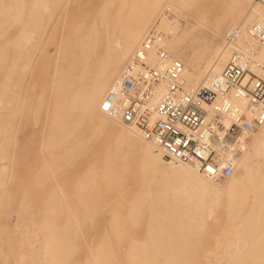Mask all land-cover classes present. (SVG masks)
I'll return each mask as SVG.
<instances>
[{"label": "rangeland", "instance_id": "obj_1", "mask_svg": "<svg viewBox=\"0 0 264 264\" xmlns=\"http://www.w3.org/2000/svg\"><path fill=\"white\" fill-rule=\"evenodd\" d=\"M143 1L70 0L69 14L64 22L58 17L55 20L46 18V26L39 35V47L31 50L27 81L31 80L32 90L25 94V102L13 118L12 127L8 126L5 116L8 111L1 96L5 53H13L12 47L8 50L5 43L12 36L13 40L19 36L21 26L31 18L36 0H18L15 7L0 14V20H5L0 23V264H262L264 261L261 258L263 248L254 242V237H248L247 242L244 238L237 240L236 233L246 234L247 231L237 232L239 228L229 224L223 208L212 213L210 223L201 231L192 225L190 232H181L178 236L183 237V241H161L164 235H158L156 226L150 225L149 201L138 203L135 197L146 190L153 195L161 191L178 201L184 210L189 207L190 219L199 212L196 194L184 188L173 174L172 164L157 162L155 169L143 167L144 147L150 141L141 134L139 137L125 130L126 139L117 149L115 139L124 125L112 118H108L105 127H99L95 115L80 119L74 113L67 120L74 127L72 133L64 137L61 147L49 148L53 141L63 137L46 117L50 98L39 107L38 97L29 94L40 93L42 87L46 89L55 69L59 70L58 76L65 73L61 68L68 51L72 49L80 55L76 26L83 23L87 32L96 23L99 49L81 84L88 89L112 30L111 22L108 26L101 22L100 8L109 4V17L116 16L113 19L115 35L120 36L122 28L134 17ZM168 2L163 1L145 31L161 9L170 4ZM228 2L193 0L190 9L182 12L189 14L170 18L169 24L172 27L174 23L175 34L188 24L197 26V31L207 30L200 20L202 14L207 13L209 20L204 22L209 24L225 14ZM256 4L264 6L263 0H248L246 8ZM165 9L170 12L168 7ZM164 21L163 27L168 26ZM230 22L224 26L222 37ZM216 41L221 44L223 40L217 36ZM169 49L167 47L166 51ZM129 58L130 55L119 70L127 65ZM96 109L99 110V103ZM70 147L76 148L69 154L72 157L55 162L60 155L64 158ZM235 175L240 176L241 169L236 170ZM231 177L223 179L222 185ZM207 181L210 187L216 184ZM249 229L257 233L256 228ZM170 251L173 252L169 254Z\"/></svg>", "mask_w": 264, "mask_h": 264}, {"label": "bare ground", "instance_id": "obj_2", "mask_svg": "<svg viewBox=\"0 0 264 264\" xmlns=\"http://www.w3.org/2000/svg\"><path fill=\"white\" fill-rule=\"evenodd\" d=\"M17 1L0 0V14L5 10L15 7ZM51 1L52 3H50V0H36L34 10L30 14L31 18L26 23H23L19 36L15 40L12 39L13 36H10L12 41L8 40L5 43L7 49H10V47L13 49V51L11 49L12 54H9L10 52L5 53L6 68L4 69V84L1 93L4 99V108L8 111L5 116L8 119L9 127L14 125L13 118H16L25 102V94L32 90L31 80L27 81L31 50H37L39 47L41 40V36L39 35L46 26L44 24L45 19L49 17L55 20L58 17V20L64 22L68 17L70 0H65L64 4H60L62 0ZM163 1L144 0L141 8L134 14V17L122 28L120 36L115 35L116 26L113 24V19L116 16L109 17V4H105L100 8L101 22L107 26L111 22L110 26L112 30L109 33L110 36L92 77L91 84L86 90L81 84L89 72L92 58H95L97 55L100 35L96 23H93L87 32L84 31L83 23L76 26V32L79 34L78 43L81 46L80 55L78 54L79 56H77L75 51L72 49L68 51L67 49V56L64 58L61 68V72L65 71V73L58 76L59 70L55 69L53 77L50 80V85L46 86V89L42 87L40 93L36 95L29 94V96L34 95L33 97H38L39 107H42L45 99L50 98L46 105V117L52 120L55 130L58 134L60 133L59 136H63L50 144V150L61 147L65 140L64 137L72 133L74 127L69 125L67 120L74 113L80 119L95 115L99 127H105L108 118H112L115 122L126 126L128 129L124 126L121 127L120 134L115 139L117 149H120V145L124 143L126 139L124 133L126 131L129 134L144 137L137 126L127 125L119 117L108 115L101 110L102 96L113 83L129 72H137L140 74L143 82L149 81L152 84L151 95L146 102L151 109H154L167 90L168 83L161 76V73L171 60L178 59L184 63L185 68L182 74L183 85L188 90H195L219 74L227 63L226 61L230 58V53L223 51V46L221 47L223 41L221 44L216 41L217 36L223 40L224 35L222 37L221 32L228 21L231 22L227 29L234 25H242V27L246 28V26L253 22L264 25V6L256 4L254 7L250 6L246 8L248 0H229L225 14L218 18L214 17V21L209 22V24L204 22L209 20L206 12L201 17L199 16L203 24L208 27L207 30L201 29L197 31V26L188 24L175 34L172 27H176L174 23H171V27L168 20L177 16H183V14L184 16L188 15L189 13L182 14V12L190 9V3L192 4L193 0H168L170 4L165 5L161 9L155 21L145 31L154 13L162 5ZM125 2L126 0H124ZM166 7L169 9V13H167ZM255 18L256 20L254 21L253 19ZM4 21V19L0 20V23ZM163 21L166 22V25H169L163 27ZM177 23L180 24L179 22ZM151 27H156L161 36L159 39L157 37L154 45L142 50L143 39ZM36 34L37 36H34ZM244 37L248 41L247 43L256 44L247 35ZM45 42L47 44L48 39ZM67 43L65 47H68ZM71 47L73 48V46ZM167 47H170L168 51H166ZM190 48L193 49L190 51ZM220 48L222 49L220 50ZM161 49H163L165 55L161 53ZM64 54L65 52L63 56ZM129 55V62L119 70ZM68 56L69 58H67ZM258 58L264 64V45L258 48ZM58 64L61 65V63ZM76 71H79V73ZM113 78L114 80L109 85ZM52 94H54L53 106L50 105ZM234 100L240 103L244 101L237 97H234ZM98 103L100 111L96 109ZM154 118L155 115L153 113L152 119ZM9 131L8 138L11 139L12 135ZM149 141L145 144L142 155L143 167L155 169L157 162L172 164L173 174L181 180L184 188L196 194L199 204V212L194 216L195 218L189 219V207L186 206L188 208L184 210V207L182 208L181 205H178L180 204L177 203L178 201L171 200L169 197L163 195L161 191H158L155 195L148 190L138 193L135 197L138 203L142 200L149 201L148 208L152 214L150 225L152 227L156 226L154 229L157 234L159 233L160 236L161 234L164 235L161 241L172 240V243L176 240L183 241L184 238L178 236L181 232H190L192 225V227L195 225L201 231L202 228L210 223L209 220L212 213L218 208H223L229 224L239 228L237 232L247 231L246 234L236 233L237 240L244 238L247 242L248 237H254V242H258L263 248L261 258L264 260V125L254 131L250 138H248L246 145L238 154L233 173L228 177L220 179H213L210 176L199 173L189 164L177 163L165 158L158 150L156 144L151 140ZM74 150H76L75 147L68 148V153L64 154V158L63 155H60L56 158L55 162L69 160L72 157L69 154L73 153ZM238 169H241L240 176L235 175V171ZM1 171L2 168L0 169V173ZM230 176H232L230 181L226 185H222L223 179H227ZM207 179L218 185L215 184L213 187H210ZM249 228H256L257 233L249 232ZM132 241L139 242L141 240L132 239ZM172 252L170 251L169 254ZM261 263L264 264V261H261Z\"/></svg>", "mask_w": 264, "mask_h": 264}, {"label": "built area", "instance_id": "obj_3", "mask_svg": "<svg viewBox=\"0 0 264 264\" xmlns=\"http://www.w3.org/2000/svg\"><path fill=\"white\" fill-rule=\"evenodd\" d=\"M245 35L256 44L247 43ZM160 36L156 27H151L142 50L154 45ZM263 45V24L234 25L223 37V51H228L230 58L208 83L186 89L182 82L185 65L173 59L161 73L168 85L154 109L146 102L152 84L143 82L137 72L113 83L100 108L127 125L137 126L165 158L189 164L213 179L228 177L248 138L264 125V64L258 58V48ZM234 97L244 101L237 102Z\"/></svg>", "mask_w": 264, "mask_h": 264}]
</instances>
